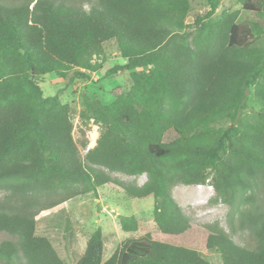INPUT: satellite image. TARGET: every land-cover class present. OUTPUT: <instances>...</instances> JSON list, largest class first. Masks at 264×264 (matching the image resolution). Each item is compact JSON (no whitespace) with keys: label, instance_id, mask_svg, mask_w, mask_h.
<instances>
[{"label":"trees","instance_id":"16d2710c","mask_svg":"<svg viewBox=\"0 0 264 264\" xmlns=\"http://www.w3.org/2000/svg\"><path fill=\"white\" fill-rule=\"evenodd\" d=\"M205 1L190 42V0H97L88 8L0 0V192L8 198L0 233L16 239L0 242V264H64L35 235V216L78 195L77 187L84 194L109 183L130 199H153L155 230L126 239L103 262L97 228L76 264H211L202 252L219 264H264V209L254 194L264 183V48L255 46L264 30L237 22L240 10L216 16L221 0ZM235 2L264 20V0ZM109 44L125 63L106 75L128 73V90L113 88L108 105L82 95L79 120L99 127L82 157L70 105L44 97L38 84L48 74L88 81L107 62ZM251 89L263 106L249 116ZM169 132L175 138L165 142ZM108 172L147 180L123 185ZM177 184L212 187L256 247L237 245L217 223L193 224L170 193ZM118 220L125 233L140 229L133 215Z\"/></svg>","mask_w":264,"mask_h":264},{"label":"rangeland","instance_id":"374dc122","mask_svg":"<svg viewBox=\"0 0 264 264\" xmlns=\"http://www.w3.org/2000/svg\"><path fill=\"white\" fill-rule=\"evenodd\" d=\"M23 1L29 0H1V4L6 6H17ZM65 5L88 8L91 3L97 0H53ZM191 11L186 18L187 27L184 32L191 34L190 42L195 31L192 24L196 16L204 15L209 7L205 0H190ZM93 3V4H94ZM240 10L237 22L250 21L258 23L264 30V20L256 16L255 13L242 11L235 0H221L220 7L216 16L223 12ZM255 46L264 48V36L259 39ZM106 63L101 71L91 74L88 81L79 80L70 83L62 80L54 74H48L39 81L44 97L55 94L60 96L64 104L70 105L73 112V137L79 146L80 155L82 151L80 143H88L87 133L88 124L85 125L79 120V113L82 109V95L85 93L94 99L101 100L104 104L112 103L111 90L120 87V90H128V73L121 75L107 76L106 72L117 66H121L125 61L120 57L115 46L112 44L105 46ZM262 102L257 99L252 89L248 94L247 109L245 114L252 116L257 114L262 108ZM230 123L225 121L222 125ZM175 138L173 132L165 135L164 141L169 142ZM85 145V146H86ZM208 181L213 177V172L209 169ZM109 173V172H108ZM109 176L119 184H136L142 186L147 176L145 174L129 177L117 172L109 173ZM81 187L76 188L78 195L67 201L43 210L35 216L36 230L35 235L46 238L64 264H76L79 257L84 253L86 242L91 234L100 228L103 233L104 252L103 262L106 261L120 247L122 242L129 238H140L147 232L155 230L153 221V199H130L116 183H109L93 192L80 194ZM170 193L177 204L182 209L186 217L195 225L206 227L217 223L219 227L229 236V238L239 246L253 249L256 242L246 224H241L237 219L230 222L228 214L229 207L223 204L217 197L212 187L208 185L182 184L170 187ZM257 200L256 203L264 209V183L254 190ZM7 195L0 192V203L8 201ZM246 206L245 209H248ZM133 215L140 223V229L134 233H125L119 225V216ZM15 241L11 235L1 232L0 242ZM202 256L211 264H219V257L213 252H202Z\"/></svg>","mask_w":264,"mask_h":264},{"label":"built area","instance_id":"2783aa9c","mask_svg":"<svg viewBox=\"0 0 264 264\" xmlns=\"http://www.w3.org/2000/svg\"><path fill=\"white\" fill-rule=\"evenodd\" d=\"M86 133H87L88 143L85 148H82V151L85 154L95 147L96 141L99 136V127L95 125L93 121L91 120L88 123V130Z\"/></svg>","mask_w":264,"mask_h":264}]
</instances>
